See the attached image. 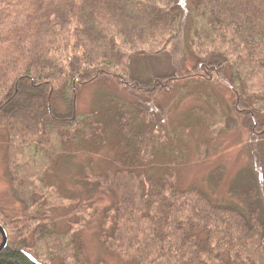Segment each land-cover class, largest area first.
Masks as SVG:
<instances>
[{"label": "trees", "instance_id": "trees-1", "mask_svg": "<svg viewBox=\"0 0 264 264\" xmlns=\"http://www.w3.org/2000/svg\"><path fill=\"white\" fill-rule=\"evenodd\" d=\"M103 78L121 97L80 111L79 91ZM179 79L226 88L230 118L257 140L259 172L240 171L222 199L179 187L175 161L153 171L168 142L158 95ZM0 135L23 211L0 207V264H107L80 235L97 209L99 242L124 263L264 264V0H0ZM109 136L114 156L77 180L86 198L59 201L49 170ZM59 206L73 210L63 232Z\"/></svg>", "mask_w": 264, "mask_h": 264}, {"label": "rangeland", "instance_id": "rangeland-1", "mask_svg": "<svg viewBox=\"0 0 264 264\" xmlns=\"http://www.w3.org/2000/svg\"><path fill=\"white\" fill-rule=\"evenodd\" d=\"M173 51L174 48L170 45L165 52L171 54ZM178 58L186 66L193 62L184 52ZM152 70L154 72L157 69L154 66ZM107 80L109 79L96 80L79 91L77 102L80 111L90 112L93 108L97 110L99 102L105 95L121 97L120 88L113 86L116 82L109 80L112 84L110 86L108 82H104ZM175 82L177 84L172 86V89L160 92L156 103L165 109V118L158 125L162 129L155 130V135L162 133L161 138L168 139V142L167 148L160 146L156 150L152 161L153 171L160 173L165 170L163 166L168 161H175L179 187L196 188L222 199L227 186L240 171L252 168L255 174L259 172L258 160L253 151V145L257 144V140H252L242 119L237 121L234 115L235 120L230 118L233 114L230 113L232 98L226 88L204 81L185 83V80L179 79ZM114 139V136H109L108 143L97 149L92 150L88 147L84 149V146H81L79 150L74 149L73 152H66L60 156L57 164L49 170V174H46V181L49 184H56L59 191H66L59 195V201L67 200L66 197L86 198V192L77 180L86 165H89L94 173L104 169L106 160L114 156L111 150ZM76 147L78 146L73 148ZM6 171V149L4 139L0 135V207L9 217L20 220L22 205L12 192ZM90 195L95 197L92 192ZM53 211V216L58 220L57 227L63 232L68 226L67 222L73 215V210L67 206H59ZM100 213V209H97V215L91 220L88 228L80 233L90 261L130 264L120 261L101 246L98 238ZM13 214L15 216H12Z\"/></svg>", "mask_w": 264, "mask_h": 264}, {"label": "water", "instance_id": "water-1", "mask_svg": "<svg viewBox=\"0 0 264 264\" xmlns=\"http://www.w3.org/2000/svg\"><path fill=\"white\" fill-rule=\"evenodd\" d=\"M0 235H1V243H0V252H1L5 248L6 242H7L5 232L3 231V229L1 227H0ZM29 259L31 261H33L30 257H29Z\"/></svg>", "mask_w": 264, "mask_h": 264}, {"label": "bare ground", "instance_id": "bare-ground-1", "mask_svg": "<svg viewBox=\"0 0 264 264\" xmlns=\"http://www.w3.org/2000/svg\"><path fill=\"white\" fill-rule=\"evenodd\" d=\"M1 227V226H0Z\"/></svg>", "mask_w": 264, "mask_h": 264}]
</instances>
